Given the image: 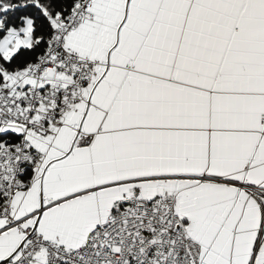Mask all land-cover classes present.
Here are the masks:
<instances>
[{"label": "snow or ice", "instance_id": "6c2138e0", "mask_svg": "<svg viewBox=\"0 0 264 264\" xmlns=\"http://www.w3.org/2000/svg\"><path fill=\"white\" fill-rule=\"evenodd\" d=\"M0 264H264V0H0Z\"/></svg>", "mask_w": 264, "mask_h": 264}]
</instances>
